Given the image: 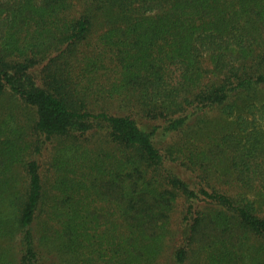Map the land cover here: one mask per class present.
<instances>
[{
    "label": "trees",
    "instance_id": "obj_1",
    "mask_svg": "<svg viewBox=\"0 0 264 264\" xmlns=\"http://www.w3.org/2000/svg\"><path fill=\"white\" fill-rule=\"evenodd\" d=\"M0 96V264H264V0H0Z\"/></svg>",
    "mask_w": 264,
    "mask_h": 264
},
{
    "label": "rangeland",
    "instance_id": "obj_2",
    "mask_svg": "<svg viewBox=\"0 0 264 264\" xmlns=\"http://www.w3.org/2000/svg\"><path fill=\"white\" fill-rule=\"evenodd\" d=\"M11 104H13V100H12L11 97L0 96V110H2L3 107H5L7 105H11ZM18 114L19 115H18L17 118L19 120V123H21L25 128H27V131L31 132L30 129L28 130V128H31V126H29V124L31 122L30 121V114H31L30 113V109H22ZM208 115L213 116L214 119L218 120V116L213 114L212 112L210 114H208ZM12 123L14 124V121H12ZM203 132H207L208 133L207 130H204V131L201 130V133H203ZM45 141H46V139L43 141V143ZM55 141H58V140H55V139L52 140V142H55ZM41 146H42L41 150L36 152V153H35V149H34V151L32 152V156L34 158H36L37 160H39V162L41 164H43L45 157L48 155V152H50V146H44V145H41ZM45 173H46V171H45ZM261 192L262 191H260V190H256V191L254 190V192L249 193V195L251 197H255V198L257 197L259 199V198H261V196L264 195V193L262 192V194H261Z\"/></svg>",
    "mask_w": 264,
    "mask_h": 264
}]
</instances>
